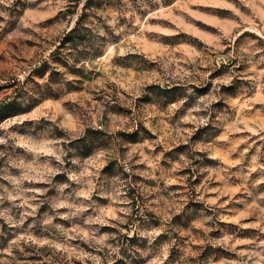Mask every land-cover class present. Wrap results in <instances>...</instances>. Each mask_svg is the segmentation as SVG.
Instances as JSON below:
<instances>
[{
    "label": "rangeland",
    "instance_id": "1",
    "mask_svg": "<svg viewBox=\"0 0 264 264\" xmlns=\"http://www.w3.org/2000/svg\"><path fill=\"white\" fill-rule=\"evenodd\" d=\"M85 2L0 0V13H7L0 14V124L20 118L8 129L19 138L18 142L0 144V149H9L8 155L0 157V173L7 169V174H0V185L13 195H16L17 185L8 174L16 178L20 188L27 190L26 196L34 195L43 200L58 195L57 188L50 187L47 179V170L59 163L57 158L61 154L52 142L58 138L36 135L35 127L41 122L52 124L61 120L65 126L74 128L77 110L95 113L93 105L97 104L103 106V119L118 120L128 113L109 109L106 89L130 96L129 86L141 76L166 71L173 74L170 78H183L193 67L189 59H199L204 54L214 57L217 52L220 57H226L248 39H254L264 47V35L260 32L264 26V0H144L147 8L138 6V0H132L131 6L125 5L124 0H103L102 7L91 10L87 26L92 29L91 33L103 28L111 34V39L98 44L100 54L93 59L97 67L79 71L80 67L73 65V60L66 66L53 54L65 34L76 25ZM133 8L136 9L135 17H119L115 26L109 23L113 13ZM123 24L128 27L117 32L116 28ZM241 28L243 31L235 41H229L228 36ZM94 34L99 35L98 32ZM169 49L175 50L174 53ZM238 59L234 58L231 64H225L221 59L220 68L210 74L208 82L194 86L201 95L211 96L214 94L212 82L232 71V64L236 65L235 71L239 75L234 80L239 84L225 85L221 98L213 101L214 108L220 106L216 114L222 112V119L217 124L207 131L206 125L196 127L194 122L204 110L200 113L192 111L193 105L188 101H185L186 108L177 110L178 116L183 118L181 128H195L191 138L198 147L192 165L176 170L171 184L160 181L159 196L162 199L159 202L157 193L153 192L147 197L152 201L151 207L142 208L143 190L156 186L157 182L140 176L139 172L130 174L121 166L123 175L117 173L118 179L114 176L110 194L92 195L96 206L77 216L55 217L53 223L66 231L45 227L40 222L51 208L47 200L40 204L35 215L29 211L22 224L11 223L0 215V264H96L93 257H98L101 264H107V245L115 246L117 242L120 254H111L112 264H184L189 246L193 251L199 250V255L188 259H199L200 264H241L243 260L248 264H257V261L264 264V245L258 244L264 240L261 230L264 199H256L264 193V182L255 183L264 175V168L259 167L264 165V76L249 71L251 66L237 63ZM55 65L67 68L73 77L68 81V91L50 90L31 106H21L17 97L25 92L26 84L64 76ZM200 67L203 69L204 65ZM260 67L264 68V64ZM106 76L111 79L106 80ZM91 84L95 87H90ZM173 88L181 89L182 85H173ZM175 94L179 95V92ZM69 95L71 99L66 98ZM4 133L5 130L0 128V136ZM128 136L133 137V134ZM157 138L152 132L145 139ZM126 143L131 146L128 150H135L143 141L133 137ZM189 146L176 144L166 149V155ZM164 148L161 144L154 150L145 149L144 154L148 156ZM100 150L85 156L83 165L73 170L90 177L93 168L100 163L95 158ZM133 159L140 160L141 154L137 152ZM9 160L13 163H8ZM160 164L165 170L172 166L166 160H161ZM110 167L111 162L104 164L101 171ZM131 167L149 171L152 165L141 163ZM156 173L160 174L159 168ZM246 173H250L246 182L248 191L239 187L244 183L243 174ZM129 175L132 184L127 183ZM70 179L58 171L51 184ZM137 180L143 181V188L134 186ZM120 181L125 182L123 188ZM72 183L76 185V181ZM4 187H0V192ZM186 189L190 195L183 206H195L201 211L193 216H185L182 211L172 214L168 203L184 195ZM68 191L70 189H65ZM21 199L17 197L15 202L5 199L0 204V211L10 209L9 215L13 219H21L27 211ZM38 202L30 201V205ZM254 202L259 208L253 207ZM129 208L131 211H127ZM214 208H218L217 215L222 218L214 216L215 226L208 235L215 240L225 236L234 239L219 244L204 240V228L197 225L203 215H212ZM67 210L59 209L61 212ZM165 216L169 217L167 223L178 231H158L152 244L148 243V237H141L138 232L128 235L120 231L121 228L131 230L134 223L141 231L160 229L165 224ZM207 225H213V221H208ZM133 245L137 246L134 252Z\"/></svg>",
    "mask_w": 264,
    "mask_h": 264
},
{
    "label": "clouds",
    "instance_id": "2",
    "mask_svg": "<svg viewBox=\"0 0 264 264\" xmlns=\"http://www.w3.org/2000/svg\"><path fill=\"white\" fill-rule=\"evenodd\" d=\"M125 5L131 6L132 0H124ZM138 6L147 8V3L144 0H138ZM7 15V13H0ZM136 9L133 8L131 11L121 10L118 14L113 13L112 19L109 21L110 24L116 25L118 23L119 17H135ZM127 24L120 25L116 28L117 32H123L127 28ZM243 29L241 28L238 32L233 33L228 36L229 41H235L236 36L240 35ZM98 32L99 35L94 33ZM260 32L264 35V26L261 27ZM111 34L106 32L103 28L94 29L93 33H86L83 43L78 49L80 55L79 64L77 67H85L89 69H94L97 67V63L90 59V47H96L98 44H103L105 40H110ZM170 52L175 50L169 49ZM213 51H216L215 49ZM234 58H239L237 63H246L250 65L249 71H253L260 76H264V68L260 65L264 64V47L257 44L254 39H248L245 44H242L239 49L233 48L232 51L226 54V57H220L219 52L214 57H210L206 54L201 55L199 59H189V63L193 65L190 72H187L183 78H170L173 74L166 71L153 73L151 76H141L139 80L133 81L132 85L129 86V91L131 95L124 93L113 92L111 88L106 89L105 100L109 106L110 110L125 111L128 114L123 116L118 120L103 119L101 112L103 111L102 104L93 105L95 108V113L91 110L88 112H83L82 110H77V125L76 127L65 126L61 120H55L52 124L47 122H41L39 126L35 127L36 135H50L52 137H57L58 139L52 142L57 145L58 151L60 152V157L57 159L59 163L54 168H49L47 179L50 181V187H56L58 190V195L54 197H44L41 200L36 196H26V189L20 188L19 182L15 177L8 174V178L13 180L17 185L16 195H13L6 187L4 191L0 192V204L4 202L5 199H11L13 202L17 200V197H21V203L26 207L27 211L19 220L12 218L10 209H4L0 211V215H4L11 223L22 224L24 219H26L28 212L30 211L33 215L36 214V210L39 209L40 204L44 203L45 200L51 205V208L43 214L41 223L45 227L51 228H61V231H66L62 229L60 225L54 224L53 221L57 216L72 217L77 216L85 209L89 207L96 206V202L92 199V195L95 194L97 197L106 196L110 194V187L114 182V176L117 173L123 175L120 171L121 166L128 170V172L135 173L139 172L140 176L147 177L149 179L155 180L156 186L148 187L143 190V195L145 196V201L142 208L151 207L152 201L148 200L147 197L151 193H157V202H159L162 197L159 196L160 191V181H165L166 184H171L172 176L175 174L176 170L180 167H187L192 165V160L195 159L196 149L198 147L195 140L191 138V133L195 131V128L189 130L188 128H181L183 123V118L178 116L177 110H182L186 108L187 105L185 101L193 105L192 111L200 113L204 110L203 114H199L195 120L196 127L201 125L208 126L205 131L212 128L217 122L222 119V112L216 114L219 110V105L215 108L212 106L213 101H218L221 98L222 90L225 85L239 84L238 81L234 80V77L238 76L239 73L235 71V64H232V71L228 72L226 75L220 76L212 82V88L214 94L211 96L201 95L197 90L195 85L205 84L208 82L209 76L212 72H215L217 68H220V60L223 59L225 64H231ZM213 61H216L215 63ZM71 63V61H70ZM162 65L166 67V65ZM200 65H204L201 69ZM59 67L60 71L64 74L62 78L59 79H47L41 80L39 82L32 81L25 85V92L17 97V102L24 107L31 106L36 100L46 95L50 90L52 91H68L70 87L68 81L72 80L73 77L68 73L67 68L60 65H55ZM106 80H110V76L105 77ZM117 79H119V74H117ZM182 85L181 89L173 88V85ZM158 85V87H157ZM242 86V85H241ZM90 87H95L91 84ZM179 92V95L175 93ZM115 97V99L113 98ZM71 99L69 95L66 97ZM124 106L121 108V106ZM175 121L170 123V121ZM20 118L10 119L0 124V128L5 130L3 136H0V144H15L18 142L19 138L16 137L15 133L9 131V126L17 123ZM97 120L100 122L97 123ZM147 125L145 127L144 125ZM152 132L157 134V139L148 140L145 139L152 135ZM161 132L164 134L161 135ZM132 133L133 137H138L143 143L137 145L135 150H128L131 148L126 141L130 138L128 134ZM163 144L164 149L159 152L145 156V149H155L157 146ZM176 144H189L187 149L180 150L177 149L176 152H169L166 155V149L175 147ZM102 149V150H100ZM100 150L96 155V159L100 161L92 170L90 177L79 174L78 171H74L77 166H82L84 163V157ZM139 152L141 154L140 160H134L133 156ZM9 154V149H0V157H4ZM161 160H166L172 166L165 170L161 164ZM111 162V167L101 171V167L104 164ZM8 163H13L9 160ZM149 163L152 165L151 170L143 171L139 168H132V164ZM259 167L264 168V165H259ZM160 169V174L157 175L156 169ZM62 171L67 176L71 177L67 182H57L55 185L51 184L52 178L55 176L56 172ZM7 174V169L4 173ZM250 173L243 174V181L239 187L248 191L246 187V182ZM31 179V177H27ZM118 179V176H116ZM21 180L24 177L20 178ZM73 181H76V185L73 186ZM264 182V175L255 181L256 184ZM128 184H132L131 175H129ZM121 187L125 186L124 181H120ZM139 188H143V181L137 180L134 185ZM65 189H70V191L65 192ZM41 191H47V189H42ZM115 191V189H112ZM185 194L168 203V208L171 209V213L183 212L185 216L197 215L201 210L195 206L184 207L183 205L187 202V197L190 195L188 190H184ZM257 200L264 199V193L256 198ZM30 201L38 203H32ZM67 208L65 212L59 211L60 208ZM211 207V205H209ZM254 208H259L258 204L253 203ZM55 210V211H53ZM131 211V209H127ZM212 215H203L202 220L197 225L198 227L204 228V240L209 241L214 244L224 243L226 240H232L233 237L225 236L221 240H215L208 235L211 232L212 227L215 226L214 216L216 219H221L218 213V208H214ZM262 215H264V210H262ZM169 217L165 216V224L162 225L160 229L143 230L141 231L136 223L131 226V230L121 228L120 231L127 232L128 235H133L134 233H139L141 237H148V243L152 244L155 240L158 231H172L178 229H173L172 225L167 223ZM208 221H213V225H207ZM108 221H105L107 223ZM126 223L127 220L125 219ZM33 223H36L34 221ZM119 227V225H117ZM261 230L264 231V225H261ZM114 236L117 234H113ZM103 239V238H101ZM174 242V241H173ZM243 242V241H242ZM259 245H264V240L258 242ZM19 246L18 244L16 245ZM99 246V245H97ZM137 246L133 245L132 250L136 249ZM264 251V249H262ZM120 254V244L117 242L115 246L112 244L107 245V251L105 253V258L107 259V264H112L111 254ZM243 255V251L241 250ZM199 250L193 251L189 246L186 250L184 257V264H200V260H189L188 257H198ZM250 255H259V253H251ZM96 264H101L98 257H93ZM241 264H248L247 260L241 261ZM259 264V261H257Z\"/></svg>",
    "mask_w": 264,
    "mask_h": 264
},
{
    "label": "trees",
    "instance_id": "3",
    "mask_svg": "<svg viewBox=\"0 0 264 264\" xmlns=\"http://www.w3.org/2000/svg\"><path fill=\"white\" fill-rule=\"evenodd\" d=\"M103 0H86L83 6L82 12L80 13L76 25L62 38L59 46L57 47L55 53L53 54L58 59L59 63L63 65H69L70 61H74L73 65H78L80 61V55L78 49L84 41L86 33H91L92 29L87 26L88 19L91 16V12L94 9L102 7ZM92 10V11H91ZM90 59L93 60L100 54V47H90ZM64 52V53H63ZM62 59H65L62 60ZM56 61V60H54ZM49 66V62H48ZM79 71H83L86 68L80 67ZM1 109V108H0Z\"/></svg>",
    "mask_w": 264,
    "mask_h": 264
}]
</instances>
